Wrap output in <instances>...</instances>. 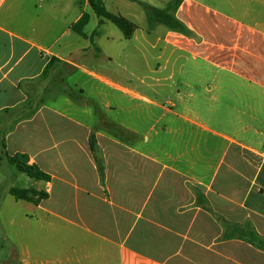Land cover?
<instances>
[{
	"label": "crops",
	"instance_id": "crops-1",
	"mask_svg": "<svg viewBox=\"0 0 264 264\" xmlns=\"http://www.w3.org/2000/svg\"><path fill=\"white\" fill-rule=\"evenodd\" d=\"M179 1L186 32L166 28L161 62L139 79L151 98L90 70L98 49L52 52L55 0H0V161L27 155L51 177L33 188L46 200L55 182L83 196L81 252L65 264H264V0ZM131 17L130 39H147ZM59 68L89 77L97 98L108 86L146 104L148 128L94 130L73 90L53 107Z\"/></svg>",
	"mask_w": 264,
	"mask_h": 264
},
{
	"label": "rangeland",
	"instance_id": "rangeland-1",
	"mask_svg": "<svg viewBox=\"0 0 264 264\" xmlns=\"http://www.w3.org/2000/svg\"><path fill=\"white\" fill-rule=\"evenodd\" d=\"M140 1L157 8L164 7L161 0ZM101 2L108 13L121 14L130 20H133L131 16L136 15L134 20L140 27L138 35L140 37L144 33L147 39H125L114 23L94 13L88 0H55L57 7L55 11L52 9V52L59 50L65 56L70 51L82 49L92 55L98 49L100 54L86 61L90 70L126 89L155 98L154 91L139 79L149 74L150 67L155 68L161 62L158 56L163 49V42L160 41L155 49L152 45L163 36L166 27L159 25L156 31L149 29L144 9L132 0ZM83 13L89 15V21L83 29L89 35L88 40L70 29ZM191 72L192 69H186L183 76H192ZM86 79L90 78L78 72L66 74L61 68L57 69L56 74L52 75L53 107L64 111L68 107L67 93L73 90L71 94L90 102L87 107L90 113L96 112L90 117L77 114L94 130L102 129L116 134L109 125L114 120L130 124L140 131L148 128L149 123L146 125L143 121V114L148 107L146 104L129 100L108 86L103 87V94L97 98L92 93L91 81L85 83ZM76 83L85 88V94L80 93ZM159 101L163 103L161 99ZM43 102H49L47 97ZM73 106L76 107L75 104ZM98 112H102L105 117L103 125L100 124ZM157 112L155 114H159ZM58 175L63 177L62 169L58 170ZM43 183L19 172L5 159L4 162L0 161V264H65L66 252H81V238L85 234L81 230L83 196L80 193L55 182L50 198L41 200L43 202L40 205L17 201L10 194L11 188L44 189Z\"/></svg>",
	"mask_w": 264,
	"mask_h": 264
},
{
	"label": "trees",
	"instance_id": "trees-1",
	"mask_svg": "<svg viewBox=\"0 0 264 264\" xmlns=\"http://www.w3.org/2000/svg\"><path fill=\"white\" fill-rule=\"evenodd\" d=\"M137 4H139L145 11L148 28L154 29L158 25H163L169 30L176 31L179 33L186 32V28L175 16V11L179 6V0H173L169 2L164 9L153 7L149 4L144 2H140L137 0H133ZM89 5L91 6L92 10L98 17L105 18L112 23H114L122 32L126 39H130L133 35L135 25L131 23L128 19L121 15H115L106 12L103 7L101 0H89ZM89 21V15L84 14L79 21L73 26L74 32L78 35L88 38L87 35L84 33L83 29ZM96 33L93 34L95 36ZM93 38V37H92ZM54 59H52L53 62ZM49 69V68H48ZM47 74V70H46ZM45 76V73H44ZM91 150L95 153L96 145H95V137H91ZM4 150V145H3ZM6 159L9 165L16 167V169L26 174L29 178L39 180V181H46L50 182L51 177L44 173L37 165H30L29 158L25 154H17L14 156H8L6 154ZM10 194L17 200L27 201V202H34L39 203L43 199L48 198V194L43 191H36L33 188L30 189H18V188H11ZM36 198V199H35ZM38 198V199H37ZM253 245L264 251V240L260 238H256V241Z\"/></svg>",
	"mask_w": 264,
	"mask_h": 264
}]
</instances>
